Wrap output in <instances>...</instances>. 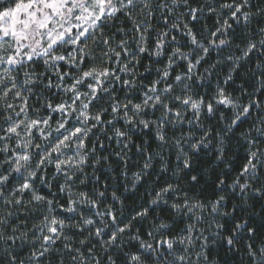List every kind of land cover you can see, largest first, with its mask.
Listing matches in <instances>:
<instances>
[{"label": "snow or ice", "instance_id": "1", "mask_svg": "<svg viewBox=\"0 0 264 264\" xmlns=\"http://www.w3.org/2000/svg\"><path fill=\"white\" fill-rule=\"evenodd\" d=\"M221 247L264 264V0H0V264Z\"/></svg>", "mask_w": 264, "mask_h": 264}, {"label": "trees", "instance_id": "2", "mask_svg": "<svg viewBox=\"0 0 264 264\" xmlns=\"http://www.w3.org/2000/svg\"><path fill=\"white\" fill-rule=\"evenodd\" d=\"M210 21H212L211 18L205 19L202 21V23L204 24L209 23ZM197 27H200L199 25ZM236 34H237V42H239V36H240V27H236ZM212 56H214V54H212ZM224 71H227V69H225ZM244 81L242 79H238L236 81V84H240L243 83ZM234 90V88L232 89ZM234 93H236L237 95H239L238 90H234ZM206 125H215L216 121L214 120H210V119H206L205 121ZM247 127V124H243L240 127V131L244 130ZM237 139L238 137H233L232 141H231V148L232 150L228 153V156L231 158L230 162L232 165V171L230 175H235L236 171L240 168L241 163L243 162L244 159V148L242 146V142L241 143H237ZM150 143L152 142L151 140L149 141ZM211 156L214 157V153L210 154ZM171 164L174 166L175 164V160L174 158L171 160ZM196 165L199 169H207V168H211L213 169V175L211 178H215L214 177V172L215 171H219V166L217 165V162L214 159H211L209 157H205V156H201L197 161H196ZM171 173L169 172L168 175H170ZM139 190L138 192L135 194L134 197L129 198V200L127 201L129 207H128V211L131 212L132 208L136 205L139 204L143 201V199L147 196V193L145 192V188L138 186ZM209 195H211V193H208ZM225 253V249L223 247L220 248L219 250V254L217 255V253L215 251H213V258H217L220 260V264H225V261H227V264H241V259L242 257L240 255H232L231 253L228 254V257H225L224 255ZM230 257V258H229Z\"/></svg>", "mask_w": 264, "mask_h": 264}, {"label": "rangeland", "instance_id": "3", "mask_svg": "<svg viewBox=\"0 0 264 264\" xmlns=\"http://www.w3.org/2000/svg\"><path fill=\"white\" fill-rule=\"evenodd\" d=\"M205 25H207L209 28H211V26H212V24H213V20L212 21H210L209 23H204ZM237 27H240V26H237ZM214 54V56H212V58L213 59H215V53H213ZM225 69H227L226 68V66L223 68V71L225 70ZM221 79H222V75H221V77H220ZM214 85H215V81H213V87H214ZM230 90H232V89H230ZM236 94V93H235ZM237 95V94H236ZM226 115H230V113H226Z\"/></svg>", "mask_w": 264, "mask_h": 264}]
</instances>
